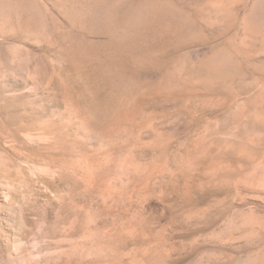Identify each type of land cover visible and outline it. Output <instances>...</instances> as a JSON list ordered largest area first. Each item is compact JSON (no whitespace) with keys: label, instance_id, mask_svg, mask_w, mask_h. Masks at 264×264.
Returning a JSON list of instances; mask_svg holds the SVG:
<instances>
[{"label":"rangeland","instance_id":"374dc122","mask_svg":"<svg viewBox=\"0 0 264 264\" xmlns=\"http://www.w3.org/2000/svg\"><path fill=\"white\" fill-rule=\"evenodd\" d=\"M0 264H264V0H0Z\"/></svg>","mask_w":264,"mask_h":264}]
</instances>
